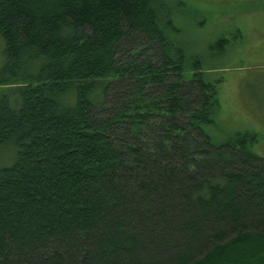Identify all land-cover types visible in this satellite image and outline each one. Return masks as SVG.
<instances>
[{"label": "trees", "instance_id": "trees-1", "mask_svg": "<svg viewBox=\"0 0 264 264\" xmlns=\"http://www.w3.org/2000/svg\"><path fill=\"white\" fill-rule=\"evenodd\" d=\"M186 7L0 0V264H264L258 136L209 135Z\"/></svg>", "mask_w": 264, "mask_h": 264}, {"label": "rangeland", "instance_id": "rangeland-1", "mask_svg": "<svg viewBox=\"0 0 264 264\" xmlns=\"http://www.w3.org/2000/svg\"><path fill=\"white\" fill-rule=\"evenodd\" d=\"M175 22L192 51L204 56L212 81L221 80V110L207 129L215 144L238 132L256 133L255 150L264 157V0H184ZM229 40L213 55L218 38ZM4 43L0 38V64ZM215 52V53H216ZM11 149L1 163H9Z\"/></svg>", "mask_w": 264, "mask_h": 264}]
</instances>
